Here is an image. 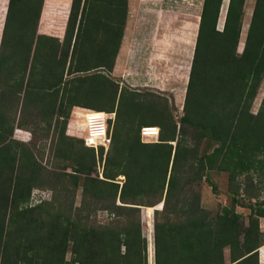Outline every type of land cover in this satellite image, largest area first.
I'll return each mask as SVG.
<instances>
[{
  "label": "trees",
  "instance_id": "trees-1",
  "mask_svg": "<svg viewBox=\"0 0 264 264\" xmlns=\"http://www.w3.org/2000/svg\"><path fill=\"white\" fill-rule=\"evenodd\" d=\"M44 1L8 0L0 35V264H149L148 206L159 207L154 264H264V96L252 110L264 79V0L241 51L247 0H228L222 27L223 0H203L178 117L164 94L110 76L128 0H72L62 39L38 30ZM18 106L54 133L63 170L14 138L30 122ZM74 106L116 111L102 177L96 150L68 133ZM143 126H158V139L144 141ZM211 172L228 174L230 201L216 210L201 202L204 181L219 192ZM36 189L50 193L31 204Z\"/></svg>",
  "mask_w": 264,
  "mask_h": 264
},
{
  "label": "rangeland",
  "instance_id": "rangeland-1",
  "mask_svg": "<svg viewBox=\"0 0 264 264\" xmlns=\"http://www.w3.org/2000/svg\"><path fill=\"white\" fill-rule=\"evenodd\" d=\"M71 1L45 0L38 25L39 32L55 35L62 39L64 37ZM6 2L7 0H0V35L5 10L7 9ZM202 2L203 0H128L129 15H127L128 23L126 20L125 36H123L124 40H122L115 66L110 76L119 82L120 85L141 91L155 90L164 94L169 99L172 111L177 117L180 116L183 113L186 86L197 36V18L201 13ZM254 4L255 0L246 1L239 51L243 49ZM227 5L228 0H223L219 27H222L224 22ZM156 8H166L172 12L175 11L176 14L173 15V18H168L169 16L164 15V18L167 17V21L164 20L165 22L160 23L157 19L158 13L156 12ZM130 35L131 40H128V36L130 37ZM156 35L159 36L158 39L160 40H155ZM263 96L264 79L253 103L252 110L254 112H257L259 109ZM20 110L21 106H18L16 116H21L20 118L24 120L26 118L30 120L28 112L23 110L21 112ZM71 120L78 124L81 122V118L76 119L75 116H71L69 121ZM30 122L16 129L14 138L20 140V142L24 141L23 143L34 149L44 150V158L39 157L42 159L41 163L43 165L52 170L55 168L59 171L63 170L64 165L69 164V162L68 160L58 158L55 152L56 137L53 136L54 133L48 136L43 135L46 131L45 121H40V126H36L37 124H33L31 120ZM78 124L76 125L75 123L70 128L74 132V136L81 137L85 134V130L74 127L79 126ZM68 133L70 134V132ZM153 140L157 139H146L144 141ZM101 159L102 156L99 155L98 158V153H96L97 173H99V176L98 163ZM66 169L68 171L71 170L70 167ZM211 173L219 186V192L214 193L212 187L204 181L201 186V202L204 207L216 210L221 204H228L230 201L227 195L228 174ZM123 179V175L119 176V180ZM49 193V191L34 190L31 204L37 203L38 199L48 197ZM74 199L75 205L79 206L81 204V189L77 191ZM161 205L159 204V206ZM238 210L246 214L248 213V209L239 208ZM142 213L143 231L147 239L149 236H152L153 249L154 209H152V213L149 215L144 207ZM97 217L98 220L106 222L107 211H98ZM261 228L264 230V218L261 219ZM150 254L149 249V264H154L153 257H150ZM225 254L227 261H229L228 249L225 250ZM67 257H71L70 251H68ZM260 258L264 260V244L261 247Z\"/></svg>",
  "mask_w": 264,
  "mask_h": 264
},
{
  "label": "built area",
  "instance_id": "built-area-1",
  "mask_svg": "<svg viewBox=\"0 0 264 264\" xmlns=\"http://www.w3.org/2000/svg\"><path fill=\"white\" fill-rule=\"evenodd\" d=\"M71 116H75L76 119L81 118V122L78 124L76 122L75 126L77 129L85 130V134L81 136L84 139L86 146L93 147L98 153L101 148H104V155L101 160H99L98 167L100 171V176L102 177V172L104 169L106 152L112 143V124L116 117V111H105L91 109L82 106H74L72 109ZM68 130L71 134L74 132L70 127H72L71 122H69ZM142 138L146 139H158L159 127L157 126H144L141 130ZM41 199H38L39 202Z\"/></svg>",
  "mask_w": 264,
  "mask_h": 264
},
{
  "label": "crops",
  "instance_id": "crops-1",
  "mask_svg": "<svg viewBox=\"0 0 264 264\" xmlns=\"http://www.w3.org/2000/svg\"><path fill=\"white\" fill-rule=\"evenodd\" d=\"M156 12L158 13L157 15V19H158V21L161 23V22H163L164 20L165 21H167V17L168 18H173V15L174 14H176V12L174 11V12H172V11H170V10H167L166 8H163V9H161V8H156ZM164 13V14H163ZM128 15H129V12H128ZM164 15H166L167 17H165L164 18ZM199 18H200V16H198V22H197V30H198V23H199ZM164 21V22H165ZM127 23H128V18H127ZM127 23H126V27H127ZM125 36V35H124ZM159 38V36H155V40H160V39H158ZM123 40H124V38H123ZM128 40H131V35H130V37L128 36ZM153 40V39H152ZM72 117H74V116H72ZM75 123L76 122H72V120H71V125H72V127H73V125H75ZM75 127V126H74ZM261 248V247H260ZM259 252H260V257H261V249L259 250ZM260 261L261 262H264V260H262L261 258H260Z\"/></svg>",
  "mask_w": 264,
  "mask_h": 264
},
{
  "label": "bare ground",
  "instance_id": "bare-ground-1",
  "mask_svg": "<svg viewBox=\"0 0 264 264\" xmlns=\"http://www.w3.org/2000/svg\"><path fill=\"white\" fill-rule=\"evenodd\" d=\"M8 3V0H7V2H6V4ZM226 13V12H225ZM223 22V21H222ZM242 50V49H241ZM70 126V125H69ZM69 131V130H68ZM71 132V131H70ZM152 209H154V206L152 207V206H148L147 208H146V210L148 211V214L149 215H151V213H152ZM149 246L151 245V247H149V249H150V257H153V249H152V236H149ZM152 262V261H151Z\"/></svg>",
  "mask_w": 264,
  "mask_h": 264
},
{
  "label": "water",
  "instance_id": "water-1",
  "mask_svg": "<svg viewBox=\"0 0 264 264\" xmlns=\"http://www.w3.org/2000/svg\"><path fill=\"white\" fill-rule=\"evenodd\" d=\"M7 5H8V3H7ZM6 8H7V7H6ZM6 11H7V9L5 10L4 21H5ZM3 25H4V22H3ZM3 25H2V29H3ZM1 33H2V32H1ZM0 39H1V38H0ZM176 113H177V112H176ZM155 208H158V206H155L154 209H155Z\"/></svg>",
  "mask_w": 264,
  "mask_h": 264
},
{
  "label": "clouds",
  "instance_id": "clouds-1",
  "mask_svg": "<svg viewBox=\"0 0 264 264\" xmlns=\"http://www.w3.org/2000/svg\"><path fill=\"white\" fill-rule=\"evenodd\" d=\"M69 122H71V121H69ZM68 126H69V123H68ZM144 127V126H143ZM158 127V126H157ZM142 130V129H141ZM159 131H160V128H159ZM69 132V131H68ZM71 134V133H70ZM73 135V134H72ZM142 135V134H141ZM159 137V136H158ZM162 207V206H161ZM159 208V207H158Z\"/></svg>",
  "mask_w": 264,
  "mask_h": 264
}]
</instances>
